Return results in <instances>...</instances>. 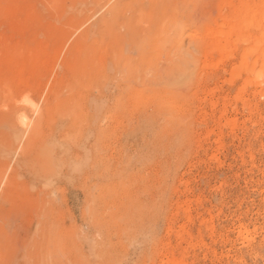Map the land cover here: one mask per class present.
Returning a JSON list of instances; mask_svg holds the SVG:
<instances>
[{"label":"rangeland","instance_id":"rangeland-1","mask_svg":"<svg viewBox=\"0 0 264 264\" xmlns=\"http://www.w3.org/2000/svg\"><path fill=\"white\" fill-rule=\"evenodd\" d=\"M261 11L0 0V264H264Z\"/></svg>","mask_w":264,"mask_h":264},{"label":"bare ground","instance_id":"bare-ground-1","mask_svg":"<svg viewBox=\"0 0 264 264\" xmlns=\"http://www.w3.org/2000/svg\"><path fill=\"white\" fill-rule=\"evenodd\" d=\"M242 22L246 26L255 25L259 29L261 37L264 36V12H262V11L258 12V13H256L255 15H253L251 17L243 15ZM230 30H232V29H230ZM227 35H228L227 33H221V34H219V35H217L215 37L216 41H215V43L213 45V49L216 50L221 56H222V54L228 53L232 49L231 41L228 38L225 37ZM244 44L249 45V42L245 39L244 40ZM253 49H254L253 47L251 48L250 46H248L244 50V53L242 55L239 67L238 68H234V70H233V74H236L237 71H238V75H239L240 72H244L245 73V81H246V83H249V81L251 82V80L249 78V73L250 72H251V74L252 73L255 74V75L252 74L253 77L255 76V78L253 79L254 81L258 82L259 78H261V77L264 78V68L263 67L257 69L256 66H253V68L251 70H249L248 67H247V63L249 61V58H250V55H251ZM262 58H264V55H262ZM262 84H264V82H262Z\"/></svg>","mask_w":264,"mask_h":264}]
</instances>
